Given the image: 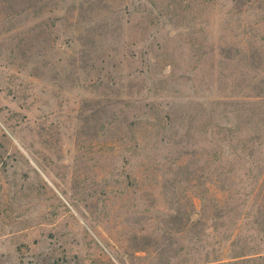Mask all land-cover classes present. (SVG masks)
Wrapping results in <instances>:
<instances>
[{
  "label": "rangeland",
  "instance_id": "rangeland-1",
  "mask_svg": "<svg viewBox=\"0 0 264 264\" xmlns=\"http://www.w3.org/2000/svg\"><path fill=\"white\" fill-rule=\"evenodd\" d=\"M0 264H264V0H0Z\"/></svg>",
  "mask_w": 264,
  "mask_h": 264
}]
</instances>
